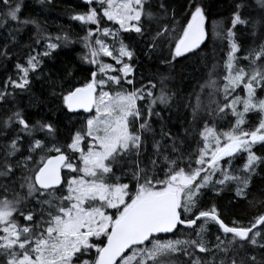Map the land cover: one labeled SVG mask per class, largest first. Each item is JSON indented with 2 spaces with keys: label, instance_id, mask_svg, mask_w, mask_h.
<instances>
[{
  "label": "snow or ice",
  "instance_id": "obj_1",
  "mask_svg": "<svg viewBox=\"0 0 264 264\" xmlns=\"http://www.w3.org/2000/svg\"><path fill=\"white\" fill-rule=\"evenodd\" d=\"M85 3L87 11L71 19L96 26L95 30L89 28L82 38L86 51L80 57L96 70L80 86L63 90L60 85L62 91H53L52 95L62 98L70 112L82 109L91 113L94 109L95 116L90 115L85 127L71 137L67 152L54 142L56 128L50 122L38 120L30 125L19 111L2 122L7 128L15 118L26 135L32 136L39 130L52 137L53 142L48 147L44 141L34 139L28 148L29 155L15 164L11 158L20 151V136L4 148L0 178L9 183H0V264H76L77 261L79 264H264V213L257 215L250 226L238 221L230 226L214 204L207 210L196 211L205 189H222L229 183L236 185L237 197L247 199L257 165L264 162L253 151L254 145H264V98H257V89L264 90V64L260 63L264 61V43L259 45V50L253 48L243 57L249 61L247 69L237 68L236 54L240 48L233 39L237 25L251 24L252 35L256 36L258 26H264V16L252 21L242 18L240 10L244 4L238 3L226 37L222 36V30L216 32L218 38L227 39L230 48L224 62V86L216 88L217 81L210 78L200 87L201 91L206 87L222 91L225 102L220 106L218 101H211L205 106L197 93L195 105L186 107H192L193 124L202 118V111L222 119L231 110L236 122L229 130L218 131L214 124L209 126L210 122L205 121L199 131L202 147L186 156L183 140L166 132L163 126L160 139H156L152 126V117L164 119L156 106L170 108L179 93L169 94L168 76L160 78L158 94L157 84L151 81L147 86L135 88L134 78H129L133 68L124 61L125 57L130 61L134 53L121 34L135 33L143 38L153 31L151 26L145 28V20L155 22L149 48L155 51L159 47L163 51L167 44L171 60L164 57L162 62L174 70L177 58L195 55L206 39L204 0H187L184 17L187 23L182 25V31L177 27L175 9L169 17L166 0H159L155 12L150 0H85ZM256 4L264 10V0H256ZM22 7V0H0V27L15 21L18 25L34 24L38 32L42 31L36 20L20 19ZM105 18L119 27L101 28ZM108 37L111 43L107 42ZM46 39L45 51L33 49L35 54L30 53L24 63H16V78L9 76L0 86V100L14 96L17 90L27 91L32 83L30 74L39 70L42 58L50 56L58 42L67 41L68 37L57 36V42L52 37ZM4 48L0 57L7 59V45ZM102 56L110 57L120 67L103 63ZM213 74L210 72L209 76ZM125 83L133 86L131 91L123 88ZM51 86L55 89L56 81ZM241 86L245 96L234 95ZM138 101H147L146 114ZM212 104H216L215 109ZM240 104L242 111L237 107ZM251 112L259 113L260 119L254 130L246 131L245 117ZM188 134L189 130L185 129V135ZM149 137L152 156L148 165L141 167ZM38 150L43 154L36 160L33 153ZM77 153L78 160H74ZM243 153L247 159L242 169L234 172L232 161ZM192 156H195L194 168ZM225 157L227 168L222 164ZM21 167V177L14 180L16 170ZM117 168L121 170L120 176L116 175ZM63 169L70 176L66 189ZM128 176L135 182L134 190L131 182H121ZM32 201L38 208H30L25 214L22 205ZM250 203L255 205L257 201ZM109 210H114L113 214ZM17 213L23 218L24 226L16 221ZM210 224L218 226L215 243L208 239ZM181 226L185 230L180 233L184 238L166 239L160 235L176 236Z\"/></svg>",
  "mask_w": 264,
  "mask_h": 264
},
{
  "label": "trees",
  "instance_id": "obj_2",
  "mask_svg": "<svg viewBox=\"0 0 264 264\" xmlns=\"http://www.w3.org/2000/svg\"><path fill=\"white\" fill-rule=\"evenodd\" d=\"M23 7L19 14L20 19L36 20L42 31L38 32L34 24L18 25L17 22H9L6 27H0V52L5 51L4 45H7L8 58L0 57V86L7 80L9 76L16 78V63H24L28 55L35 54L33 49L38 52L46 50L48 43L47 37H52L53 42L55 37H64L67 35V41L61 39L59 46L50 56L43 57L39 70L30 74L32 81L30 88L27 91H16L14 96L10 95L6 100H0V159L3 158L4 148L10 141L20 136L18 142L19 152L12 157V163L22 161L24 157L29 155L28 148L34 139L44 141L48 147L52 146L53 138L39 130L35 131L32 136L26 135L21 131L20 126L13 118L10 127L5 128L3 121L7 119L13 112L19 111L30 125H35L36 121L50 122L56 128L55 141L62 146L67 152V144L71 142V137L85 127L86 116L82 113H71L64 105L62 98H57L52 95L53 91L60 93L62 91L60 85H63V90H67L70 86H80L87 78H90L91 71H95L96 67L84 63L82 57L86 51L82 38L87 34L89 28L95 30V25H83L79 21L72 20L71 17L77 13L86 12L88 5H85L82 0H22ZM152 11H158L159 0H150ZM169 7L168 15L171 17L172 10L175 9V20L179 31H182V25L187 23L184 17L187 15V0H166ZM243 3L244 7L240 10L242 18L250 21L259 19L264 16V10H261L256 4V0H204L206 9L205 28L207 29V39L203 45L196 51V54H188L187 58H177L174 63V70L171 66L162 62L164 57L171 60L169 55V46L164 45L163 51L159 47L155 51L149 48V41L152 35L155 34V22L145 20V28L152 27L153 31L145 37H140L135 33H122L121 38L124 43L129 46V50L133 51L134 55L128 63L133 68V74L129 78H134L135 88L147 86L149 82L157 84L156 93L160 90V78L162 76L170 77L166 81L169 94L179 93L171 102L170 108H164L161 105L156 106V111L161 112L163 120H158L152 117V126L156 130V139H160V129L163 126L164 130L170 131L174 136H178L183 140V151L186 156L188 153H196L199 147H202L199 131L203 128L204 122L209 121V126H216L218 131H227L231 125L235 124L236 117L228 110L225 117L218 118L215 115H208L207 111L201 112V119L196 123H192V107L186 105H195L196 94H200L202 103L207 106L211 101H218L220 106H223L224 94L222 91L216 92L214 89L205 88L201 91V85L207 84L209 79L217 81L216 88L223 89L226 75L224 70V62L227 59V54L230 50L226 38L221 39L216 35L217 31L222 30V36L226 37L227 29L232 27L231 17L236 10V4ZM94 6V5H93ZM103 26H108L113 29L118 28L113 22L104 21ZM19 28V31L15 29ZM233 31L235 36L234 41L239 46L237 52L239 58L236 62L237 68H248L249 61L243 59L249 54L253 48L259 50V45L264 43V26H258L256 36L252 35L251 24L237 25ZM37 40L41 42L36 43ZM174 47V45H173ZM260 63L264 64V61ZM214 74L210 77L209 73ZM56 81V88L51 86L52 81ZM131 85L126 83L123 88L127 91L132 90ZM2 90V87H0ZM119 90V89H116ZM12 92V89H8ZM234 95L245 96L243 86L239 87ZM257 98H264V90L257 89ZM178 102V103H177ZM138 105L144 107L146 114L147 101H138ZM213 109L216 104H212ZM238 110H243V105L237 106ZM246 124L244 130L251 131L258 124L260 114L251 112L246 114ZM185 129L189 130V134L185 135ZM87 141V140H86ZM170 143V141L168 142ZM87 142L84 143L86 149ZM253 151L257 156L264 159V145L256 144L253 146ZM43 153L36 151L33 153L36 160H39ZM53 154V153H52ZM79 154L73 156L74 160H78ZM152 156V139L148 138L147 152L142 154L143 163L141 167L148 165L149 158ZM247 159V154H238L232 161L231 168L234 172L242 169L244 162ZM192 167H196L192 156ZM150 166V165H149ZM183 166V165H182ZM224 167H229L227 163ZM32 167V164H29ZM125 165V171H127ZM22 175V167L15 172L13 179H17ZM68 171L64 170L63 179L64 186ZM116 175H121V170L116 169ZM163 178V173H161ZM217 179L221 178L219 176ZM122 183H130L131 187L135 188V182L131 181V176L123 178ZM0 183H9V181L0 178ZM16 189L19 190V181H17ZM217 192L219 194H217ZM264 162L257 165L256 175L253 177L250 193L247 199L236 196V185L229 183L222 189L210 188L205 189L200 198L199 206L196 209L207 210L213 204L216 205L221 218L230 226L233 221L250 226V222L260 213H264ZM60 193H58L59 195ZM257 201L255 205L250 201ZM37 207L32 201L22 205V210L25 214L28 209ZM113 214V211H109ZM39 219V217H37ZM16 221L24 226L23 218L17 213L15 214ZM202 223V222H201ZM185 230L181 226L180 231L176 236L163 235L166 239L184 238L180 233ZM190 231V230H189ZM208 239L215 243V237L218 234V226L209 225ZM98 242V241H97ZM211 246V245H210ZM95 250L91 252V258H95ZM210 259L211 257H204ZM258 255V259H259ZM79 264V262H76Z\"/></svg>",
  "mask_w": 264,
  "mask_h": 264
},
{
  "label": "rangeland",
  "instance_id": "obj_3",
  "mask_svg": "<svg viewBox=\"0 0 264 264\" xmlns=\"http://www.w3.org/2000/svg\"><path fill=\"white\" fill-rule=\"evenodd\" d=\"M94 6H96V7H98L97 5H94ZM105 21H107L106 20V18H105ZM105 26H103V25H101V28H104ZM106 27H108V26H106ZM117 27H119L118 25H117ZM108 28H111V27H108ZM107 42L108 43H111V37H108L107 38ZM119 45H117V47H118ZM101 59H102V61H103V63H110V64H112L114 67H120L119 65H116V63H115V61L114 60H112L110 57H101ZM27 60V59H26ZM124 61L126 62V63H128V58L127 57H125L124 58ZM131 75V74H130ZM107 90V89H106ZM95 116V110H93V112L92 113H90L89 115H87L86 116V118L88 119L89 118V116ZM86 119V120H87ZM258 122H259V120H258ZM257 122V123H258ZM258 124H256V126H257ZM255 126V127H256ZM255 129V128H254ZM253 129V130H254ZM87 142V141H86ZM83 147H84V145H83ZM86 147H87V144H86ZM87 149V148H86ZM85 149V150H86ZM78 154V153H77ZM228 160V158L227 157H225L224 158V161H222V164H224V163H226V161ZM66 171H68L67 169H65ZM70 178V176L68 175L67 176V178L66 179H69ZM66 187H67V180H66V184H65V186H64V188L66 189ZM63 194H66V192H64ZM109 211H114V210H109ZM110 213V212H109ZM111 214V213H110ZM77 264V263H76Z\"/></svg>",
  "mask_w": 264,
  "mask_h": 264
},
{
  "label": "water",
  "instance_id": "obj_4",
  "mask_svg": "<svg viewBox=\"0 0 264 264\" xmlns=\"http://www.w3.org/2000/svg\"><path fill=\"white\" fill-rule=\"evenodd\" d=\"M82 2H83L85 5H87V4L85 3V0H82ZM205 30H206V39H207V29L205 28ZM206 39H205V40H206ZM205 40H204V42H205ZM204 42H203V43H204ZM203 43L201 44V46L203 45ZM201 46H200V47H201ZM93 110H94V109H93ZM93 110L91 111V113L93 112ZM71 113H73V114H74V113H82V114H84V115H89V114H90V113H85V112H83L82 109H81V110H78L77 112H71ZM54 154H55V153H53V155H54ZM64 170H65V169H63V170H62V173H61V174H62V177H63ZM63 180H64V179H63ZM160 235L163 236V235H170V234H160ZM105 242H106V241H105Z\"/></svg>",
  "mask_w": 264,
  "mask_h": 264
}]
</instances>
